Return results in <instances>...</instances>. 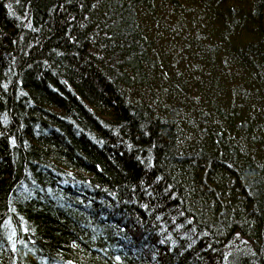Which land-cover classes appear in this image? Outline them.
<instances>
[{
	"label": "trees",
	"instance_id": "trees-1",
	"mask_svg": "<svg viewBox=\"0 0 264 264\" xmlns=\"http://www.w3.org/2000/svg\"><path fill=\"white\" fill-rule=\"evenodd\" d=\"M205 4L257 102L170 89L153 0H0V264H264V0Z\"/></svg>",
	"mask_w": 264,
	"mask_h": 264
},
{
	"label": "rangeland",
	"instance_id": "rangeland-1",
	"mask_svg": "<svg viewBox=\"0 0 264 264\" xmlns=\"http://www.w3.org/2000/svg\"><path fill=\"white\" fill-rule=\"evenodd\" d=\"M207 2L208 0H153V14L145 28L159 51L167 55L161 56L165 66L170 69L165 82L168 79L171 81L170 89L175 88L177 82L181 83L190 91L186 96L187 101L194 103L202 99L198 86L204 88V93L210 94L209 100L217 99L220 94L215 92L220 90L225 101L237 103L239 107L242 104L239 102H242L245 96L247 100L257 102V97L250 95L241 84L244 83L243 79L249 83V76L238 69L228 56L216 52L211 56H206V53L203 56L196 54L195 48L202 47L205 52L211 48L206 41L211 35L209 24L205 23L203 16L198 12L202 7L201 3ZM206 83H210L209 86L216 91L212 92L208 86L205 88ZM139 93L145 101H150L142 91ZM221 100L218 99V102H222ZM161 104L163 105V102Z\"/></svg>",
	"mask_w": 264,
	"mask_h": 264
}]
</instances>
